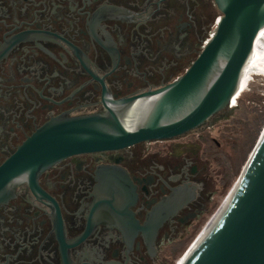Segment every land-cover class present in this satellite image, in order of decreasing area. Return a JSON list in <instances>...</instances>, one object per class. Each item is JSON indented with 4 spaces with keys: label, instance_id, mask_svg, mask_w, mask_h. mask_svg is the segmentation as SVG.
<instances>
[{
    "label": "flooded vegetation",
    "instance_id": "1",
    "mask_svg": "<svg viewBox=\"0 0 264 264\" xmlns=\"http://www.w3.org/2000/svg\"><path fill=\"white\" fill-rule=\"evenodd\" d=\"M220 18L214 0H0V168L52 119L177 79ZM226 112L22 176L0 202V264L175 263L237 173Z\"/></svg>",
    "mask_w": 264,
    "mask_h": 264
},
{
    "label": "water",
    "instance_id": "2",
    "mask_svg": "<svg viewBox=\"0 0 264 264\" xmlns=\"http://www.w3.org/2000/svg\"><path fill=\"white\" fill-rule=\"evenodd\" d=\"M214 2L221 18L184 74L156 91L113 101L101 114L46 123L0 168V202L22 176L36 177L69 156L172 139L229 108L264 32V0ZM217 214L183 264H264V126Z\"/></svg>",
    "mask_w": 264,
    "mask_h": 264
},
{
    "label": "rangeland",
    "instance_id": "3",
    "mask_svg": "<svg viewBox=\"0 0 264 264\" xmlns=\"http://www.w3.org/2000/svg\"><path fill=\"white\" fill-rule=\"evenodd\" d=\"M264 73L258 70L252 71L248 75V80L242 88L235 103L227 108L226 120L229 121L230 127L228 134L231 135L226 145L232 144L231 151H234V159L238 160V170L231 185L227 188L222 198L219 208H217L207 219L202 230L191 240L188 246L178 255L175 263L182 258L192 246L201 232L210 223L212 218L221 210L224 202L228 198L238 177L246 164L264 126ZM251 76V77H250Z\"/></svg>",
    "mask_w": 264,
    "mask_h": 264
},
{
    "label": "bare ground",
    "instance_id": "4",
    "mask_svg": "<svg viewBox=\"0 0 264 264\" xmlns=\"http://www.w3.org/2000/svg\"><path fill=\"white\" fill-rule=\"evenodd\" d=\"M255 70H258V71H261V72L264 73V32L262 34H260V37H259L258 41L256 42V45L254 46L253 55L250 58L247 66L245 68V72H244V75L242 77V83H241L240 92H241L242 88L245 86V84H246V82L248 80V75L252 71H255ZM240 92H239V94H240ZM238 95H237V97H238ZM236 100H237V98L235 97L233 99L232 103H235ZM230 107H231V105H230ZM218 211H220V210H218ZM217 215L218 214H215V216L212 218L210 223L201 232V234L199 235V237L197 238L195 243L192 246H190L189 250L186 252V254L182 258H180V260L177 262V264H183L184 263V261L186 260L187 256L190 254L191 250H193V248L196 246L198 241L203 238V236L206 233L207 229L209 228L210 224L213 222V220L216 218Z\"/></svg>",
    "mask_w": 264,
    "mask_h": 264
}]
</instances>
